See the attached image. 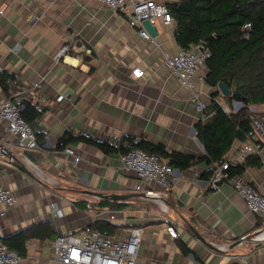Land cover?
Masks as SVG:
<instances>
[{
  "label": "crops",
  "instance_id": "0c3cea01",
  "mask_svg": "<svg viewBox=\"0 0 264 264\" xmlns=\"http://www.w3.org/2000/svg\"><path fill=\"white\" fill-rule=\"evenodd\" d=\"M155 25L157 42L96 0H0V105L12 92L22 93L35 108L29 117L39 145L21 154L16 138L0 123V144L16 155L13 162L0 154V183L18 196L17 205L0 217V242L34 226H49L45 237L27 243L24 264H57L51 256L59 234L101 231L106 224L111 232H101L121 239L133 228L143 229L136 264H264V238L256 239L264 232V218L248 210L231 183L213 190L205 176L213 165L200 160L206 149L197 124L204 113L194 95L208 106L219 91L217 101L224 107L236 110L235 103L230 106L227 96L207 82L195 90L184 88L164 63L165 53L182 49L176 25L161 20ZM65 45L69 52L57 60ZM135 69L144 75L135 76ZM5 75L10 77L8 91ZM67 133L143 139L169 153L193 156L197 163L175 168L173 189L160 199L147 198L136 191L137 179L121 171V154H106L85 142L58 149ZM246 142L237 140L226 160ZM68 148L81 157L79 162ZM260 158L263 166L248 167L243 176L264 192V150ZM72 192L80 194L76 200ZM88 192L125 198L102 207L100 201L112 199ZM54 202L63 216L53 212Z\"/></svg>",
  "mask_w": 264,
  "mask_h": 264
},
{
  "label": "built area",
  "instance_id": "2783aa9c",
  "mask_svg": "<svg viewBox=\"0 0 264 264\" xmlns=\"http://www.w3.org/2000/svg\"><path fill=\"white\" fill-rule=\"evenodd\" d=\"M37 1V0H32ZM101 5L107 6L118 14L126 16V21L132 28H138L142 37L153 40L144 26L145 20H150L155 25L157 20L163 21L166 25L175 24L166 4L156 0H96ZM252 25H245V38H249V30ZM21 47L16 46L13 50L18 52ZM70 50V46H63L56 54L59 60ZM212 58V53L201 47L194 49L182 48L177 54L165 53L164 63L171 73L177 76L181 85L189 90H195L197 84H206V74L204 69L208 60ZM134 75L142 77L144 71L134 70ZM64 97L60 96L59 100ZM197 109L205 111L207 103L194 95ZM24 97L20 91L12 92L0 105V123L6 125L9 134L16 138V143L23 151L39 148L37 134L32 125L23 117ZM236 110L225 106L226 113L231 114L243 107L241 102H234ZM254 115L251 120V131L248 139L238 155L233 154L228 160L214 163L208 175L210 187L220 190L224 182H229L244 199L248 210L255 215L264 218V192L248 182L241 174L230 175L229 170L233 163H244L251 155L261 157L264 150V115L260 114L258 108L252 107ZM206 116H203V120ZM101 139L119 145L123 138L113 134H107ZM143 139H137L136 143ZM67 153L74 155L79 162L81 157L75 155L74 149H67ZM121 171L125 174L133 175L138 183L135 185L136 191L142 193L144 197L160 199L163 193L170 192L175 184V169L169 165L168 161L160 156L150 154L140 148H132L127 153L121 154ZM11 161L15 162L14 158ZM157 188L162 189L159 192ZM18 203L16 193L5 188L0 183V217L6 216ZM51 208L57 217L63 216V211L57 202L51 204ZM264 232L256 236V239H263ZM143 229L133 228L126 238H118L109 232H101L95 229H87L81 233L71 232L59 234L53 244L51 261L57 264H136L140 244L142 242ZM172 239H176L178 234L171 233ZM0 264H24L22 257L11 250L6 244L0 242ZM243 264H248L243 261Z\"/></svg>",
  "mask_w": 264,
  "mask_h": 264
},
{
  "label": "trees",
  "instance_id": "16d2710c",
  "mask_svg": "<svg viewBox=\"0 0 264 264\" xmlns=\"http://www.w3.org/2000/svg\"><path fill=\"white\" fill-rule=\"evenodd\" d=\"M175 20L176 40L184 49H194L202 44L212 53L207 62L206 82L219 88L225 82L232 95L226 97L230 106L241 102L244 106L231 114L226 113L222 103L217 101L219 91L212 95L211 103L204 111L207 117L197 124L198 136L202 139L206 155L201 158L212 166L226 161V156L237 140L246 141L251 131L254 115L252 107L264 106V0H177L168 4ZM252 25L249 38H245V25ZM5 75L2 83L8 91V79ZM23 117L30 123L29 113L35 109L24 101ZM232 108V107H231ZM77 142L90 144L106 154L127 153L132 148H140L150 154L158 155L168 161L174 169L185 170L197 163L193 156L178 152H167L162 146H152L145 140L136 143L135 139L123 138L117 145L103 139L90 136H73L69 133L60 140L58 149ZM198 160V161H200ZM262 159L257 155L249 156L242 164L231 165L230 175H243L248 167H262ZM210 169L205 176H208ZM117 201L102 200L100 206L112 207ZM108 224L100 227L101 231L110 230ZM48 225L34 226L27 231L3 239L9 249L22 258L27 255V243L32 238L45 237Z\"/></svg>",
  "mask_w": 264,
  "mask_h": 264
},
{
  "label": "water",
  "instance_id": "95a60500",
  "mask_svg": "<svg viewBox=\"0 0 264 264\" xmlns=\"http://www.w3.org/2000/svg\"><path fill=\"white\" fill-rule=\"evenodd\" d=\"M144 26L152 37L158 36L157 27H156V25L152 24L150 20H145ZM205 49H207V45L204 43L201 46V51H204ZM219 89L224 96L228 97V96L232 95V91L229 89V87L227 86V84L225 82H220ZM0 154L2 156H5V157L9 156V157L14 158L16 160V155L12 153V151L10 150V147L7 145L0 144ZM88 193H91L94 196H98V197L104 198V199L110 198L112 200H122L125 198L123 195H116V194L105 195V194L97 193V192H88ZM141 195L144 196L143 194H141ZM197 236L201 241L206 242L205 238L203 236H201L200 233L197 232Z\"/></svg>",
  "mask_w": 264,
  "mask_h": 264
},
{
  "label": "rangeland",
  "instance_id": "374dc122",
  "mask_svg": "<svg viewBox=\"0 0 264 264\" xmlns=\"http://www.w3.org/2000/svg\"><path fill=\"white\" fill-rule=\"evenodd\" d=\"M157 21H158V20H157ZM74 195H75V196H78V195H80V194H78L77 192H72V195H69L70 198H71L72 200H76V197H74ZM89 210H92V209L89 208ZM92 211H93V210H92Z\"/></svg>",
  "mask_w": 264,
  "mask_h": 264
}]
</instances>
